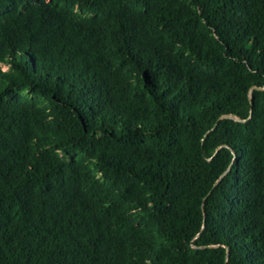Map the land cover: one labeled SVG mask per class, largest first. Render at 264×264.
Listing matches in <instances>:
<instances>
[{"label":"trees","instance_id":"16d2710c","mask_svg":"<svg viewBox=\"0 0 264 264\" xmlns=\"http://www.w3.org/2000/svg\"><path fill=\"white\" fill-rule=\"evenodd\" d=\"M0 264H264V0H0Z\"/></svg>","mask_w":264,"mask_h":264},{"label":"rangeland","instance_id":"374dc122","mask_svg":"<svg viewBox=\"0 0 264 264\" xmlns=\"http://www.w3.org/2000/svg\"><path fill=\"white\" fill-rule=\"evenodd\" d=\"M4 69H6L5 67H3Z\"/></svg>","mask_w":264,"mask_h":264}]
</instances>
